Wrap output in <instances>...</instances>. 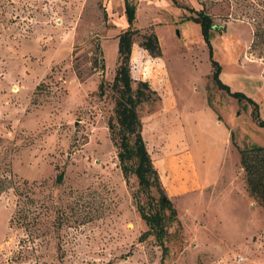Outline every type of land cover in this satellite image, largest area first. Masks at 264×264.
I'll return each instance as SVG.
<instances>
[{
    "label": "rangeland",
    "instance_id": "rangeland-1",
    "mask_svg": "<svg viewBox=\"0 0 264 264\" xmlns=\"http://www.w3.org/2000/svg\"><path fill=\"white\" fill-rule=\"evenodd\" d=\"M242 2L136 0L142 174L117 156L119 1L0 0V264H264L240 166L264 146V62Z\"/></svg>",
    "mask_w": 264,
    "mask_h": 264
},
{
    "label": "trees",
    "instance_id": "trees-1",
    "mask_svg": "<svg viewBox=\"0 0 264 264\" xmlns=\"http://www.w3.org/2000/svg\"><path fill=\"white\" fill-rule=\"evenodd\" d=\"M241 6L243 7L244 16L251 22V40L250 48L259 52L264 62V0H243ZM127 26L124 30L117 34V53L118 62L115 66L113 75V83L118 87V98L115 101L114 112L116 113V121L120 127L121 137L117 151V156L121 160L128 159L134 155L136 157V164L134 170L137 173L144 174L145 169L152 172L148 166V155L144 149V143L139 133V123L135 107L146 98H152L154 91L149 88L147 82L138 80L135 87L131 86L128 56L130 46L132 43V19L134 17L133 5L125 0L124 5ZM198 15L201 17L203 27L209 25L210 20L208 15L202 9H198ZM141 44L147 49L148 52L155 55L158 53V43L156 37L152 32L144 34ZM132 132L134 134L133 144L131 147L125 140L126 133ZM262 150V153H257ZM250 152L252 155H250ZM252 156V159L250 158ZM240 166L244 170V181L246 183V190L248 193L257 198L259 204L264 207V146H246L241 149ZM140 178V176H139ZM140 180V179H138ZM8 182H4L3 186H8ZM162 201H168L162 197ZM171 212V210L169 211ZM143 216L149 227H156L158 217L156 213L143 212ZM156 224V225H155ZM160 226V225H159ZM159 226H157V233L161 235Z\"/></svg>",
    "mask_w": 264,
    "mask_h": 264
},
{
    "label": "crops",
    "instance_id": "crops-1",
    "mask_svg": "<svg viewBox=\"0 0 264 264\" xmlns=\"http://www.w3.org/2000/svg\"><path fill=\"white\" fill-rule=\"evenodd\" d=\"M119 1V4H120V8H122L124 10V16H125V20H126V23H127V19H126V13H125V9H124V5H125V0H118ZM132 5H133V9H134V12H135V3H136V0L135 2L131 1V0H128ZM134 16H135V13H134ZM134 19V17H133ZM132 19V21H133Z\"/></svg>",
    "mask_w": 264,
    "mask_h": 264
}]
</instances>
